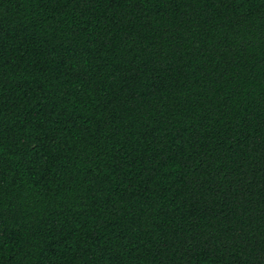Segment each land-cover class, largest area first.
I'll return each instance as SVG.
<instances>
[{
    "label": "trees",
    "instance_id": "obj_1",
    "mask_svg": "<svg viewBox=\"0 0 264 264\" xmlns=\"http://www.w3.org/2000/svg\"><path fill=\"white\" fill-rule=\"evenodd\" d=\"M0 264H264V0H0Z\"/></svg>",
    "mask_w": 264,
    "mask_h": 264
}]
</instances>
